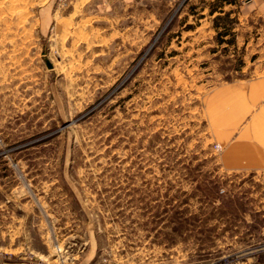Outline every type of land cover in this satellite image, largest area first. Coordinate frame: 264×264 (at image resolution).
Listing matches in <instances>:
<instances>
[{"label": "rangeland", "instance_id": "obj_1", "mask_svg": "<svg viewBox=\"0 0 264 264\" xmlns=\"http://www.w3.org/2000/svg\"><path fill=\"white\" fill-rule=\"evenodd\" d=\"M260 1L0 0V256L264 264V166L204 111L264 76Z\"/></svg>", "mask_w": 264, "mask_h": 264}, {"label": "crops", "instance_id": "obj_2", "mask_svg": "<svg viewBox=\"0 0 264 264\" xmlns=\"http://www.w3.org/2000/svg\"><path fill=\"white\" fill-rule=\"evenodd\" d=\"M260 2L257 7H264ZM204 111L224 168L264 166V76L216 86L206 95ZM1 256L0 264H23Z\"/></svg>", "mask_w": 264, "mask_h": 264}]
</instances>
